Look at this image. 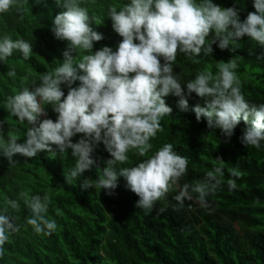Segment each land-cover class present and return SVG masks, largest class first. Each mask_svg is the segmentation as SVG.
I'll use <instances>...</instances> for the list:
<instances>
[{"label":"clouds","instance_id":"obj_1","mask_svg":"<svg viewBox=\"0 0 264 264\" xmlns=\"http://www.w3.org/2000/svg\"><path fill=\"white\" fill-rule=\"evenodd\" d=\"M252 2L256 11L241 20L235 6L222 7L214 0H127L107 11L122 40L115 49L103 46L94 50L95 42L104 36L93 26L99 21L90 15L89 0H55L63 11L54 17L51 31L56 39L67 42L63 62L42 73L34 87L24 86L7 97L4 108L28 127L20 142L11 128L5 133V121H0V156L15 165L17 154L34 158L45 150L67 154L71 149L75 165L66 173L68 183L95 167L101 170L98 178L84 179L81 187L107 190L112 195L123 177L126 188L139 197L136 206L151 211L170 189L179 186L188 171V157L175 151L172 143L148 155L154 147L152 139L163 131L161 121L173 111L166 103L169 95L179 97L178 106L183 111L189 109L188 97L193 93L202 98L203 105L192 109L197 121L206 119L209 129L221 130L226 138L235 134L241 120L247 122L240 140L259 149L264 142V103L257 105L246 99L237 71L239 57L217 63L215 72L201 69L184 84L175 72L178 54L198 65L201 54L211 56L214 44L235 53L239 41L247 36L264 48V0ZM27 3L0 0V14L13 7L25 11ZM16 51L28 60L33 45L23 38L0 34V62L6 64ZM258 59L264 61V53ZM7 75L16 77V70ZM48 105L57 114L55 120H41ZM77 134L83 135L73 142ZM101 143L111 156L102 168L93 155ZM129 152L146 158L134 166L118 167L129 161ZM228 172L233 178L225 181L224 161L216 158L203 180L183 184L174 197L177 205L195 201L207 209L208 198L225 182L230 191L237 188L235 178L242 176L241 171L229 168ZM19 197L31 213L26 223L36 234L52 235L58 224L48 215L51 194L22 191ZM20 207L18 200H7L0 206V255L10 237L20 231L19 217L13 214ZM166 210L162 207L159 212ZM56 215H61L60 209Z\"/></svg>","mask_w":264,"mask_h":264},{"label":"trees","instance_id":"obj_2","mask_svg":"<svg viewBox=\"0 0 264 264\" xmlns=\"http://www.w3.org/2000/svg\"><path fill=\"white\" fill-rule=\"evenodd\" d=\"M126 2L95 0L93 3L89 0L86 6L90 15L99 21L93 26L104 36L103 40L95 42L94 50L118 46L122 37L113 30L107 11L110 6ZM214 2L226 8L235 6L241 20L256 11L252 0ZM25 9L18 12L13 7L0 14V34L23 38L33 45L28 60L16 51L6 64L0 62V121H5V133L11 128L20 142H23L27 122L20 124L18 118L4 108V102L22 87H34L33 82L38 84L42 73L62 63L67 46V42L56 39L51 31L54 17L63 11L55 0L39 3L28 0ZM239 42L241 45L235 53L214 44L211 56L201 54L203 59L198 65L178 54L175 72L180 75L181 83L193 79L204 68L215 72L217 63L237 56V71L246 99L257 105L264 103V61L258 59L264 48L247 36ZM13 68L17 73L14 78L7 75ZM64 90L67 94V89ZM165 99L173 111L161 121L163 131L152 139L154 147L148 155L172 143L175 151L188 157L189 164L179 186L170 189L166 198L158 201L151 211L136 206L139 197L126 188L123 177L112 195H108L107 190L81 187L84 179L98 178L101 170L95 167L68 183L66 173L75 165L71 149L67 154L45 150L34 158L17 154L15 165L0 156V206L7 200H18L21 206L19 212H13L19 217L20 231L3 246L0 264H264V142L259 149L241 142L243 130L248 126L243 120L230 139L219 129H209L206 119L197 121L192 109L197 104L203 105L204 101L195 93L188 97L187 111L179 108V97L169 95ZM56 117L52 106L48 105L41 120ZM82 135L73 137V142H78ZM93 155L101 168L111 158L102 143ZM144 158L129 152V161L118 167L134 166ZM216 158L224 161L225 181L233 178L229 168L241 171L242 176L235 178L237 188L230 191L225 182L208 198L207 209L195 201H185L183 206H178L174 197L183 184L203 180ZM22 191L51 194L48 215L58 224L52 235L36 234L26 223L31 213L20 200ZM162 207L167 210L161 213ZM56 209H60L61 215H56Z\"/></svg>","mask_w":264,"mask_h":264}]
</instances>
